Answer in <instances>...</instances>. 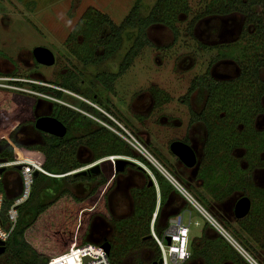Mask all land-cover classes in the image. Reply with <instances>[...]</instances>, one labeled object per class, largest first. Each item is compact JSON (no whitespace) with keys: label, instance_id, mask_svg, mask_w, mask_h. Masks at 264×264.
<instances>
[{"label":"trees","instance_id":"obj_1","mask_svg":"<svg viewBox=\"0 0 264 264\" xmlns=\"http://www.w3.org/2000/svg\"><path fill=\"white\" fill-rule=\"evenodd\" d=\"M142 7L143 0H134L130 10L116 24L107 13L88 6L64 40L65 49L76 61L83 65H96L108 60L120 48L122 35L129 33L128 29H134L131 44L117 70L99 72L95 76L109 91L113 90V82L127 71L141 50L152 46L147 35L149 26H165L175 40L179 36L180 17L191 11L188 0H153L146 14L140 17ZM231 13H238L244 18L238 38L210 47L217 50L216 59L232 58L237 65V73L228 79H214L206 69L191 78L181 98L187 104L194 91L205 92L202 108L197 112L190 110L189 118L190 124L200 122L206 130L198 177L216 201L223 200L234 190H241L250 199L248 213L235 220L237 228H231V232L243 250L255 260V249L247 239L264 248V186L256 185L252 179L254 169L264 168V128L256 126L257 117L264 114L261 102L264 80L258 75L259 68H264V0H204L203 6L187 22L186 30L191 36L199 20ZM105 27L108 28L107 32H104ZM199 46L201 49L208 47L202 43ZM60 79L55 82L56 85L82 94L75 72L69 70L60 75ZM7 83L16 86L27 84L13 80H7ZM30 88L39 92L49 89L37 84H30ZM147 89L154 108L171 100L170 94L157 85H149ZM53 91L57 96L62 93L57 89ZM35 98L36 95L29 92L0 86V158L30 159L49 173L64 175L54 177L38 173L34 177L32 193L20 208L17 225L6 240L0 264H38L25 259L26 253L40 259L39 264H44L67 252L74 242L76 245L87 243L91 220L95 216L103 217L112 226L105 239L109 244L107 256L111 264H125L126 256L142 248L152 251L150 260L145 262L134 257L133 264H151L158 260L160 253L157 244L153 238H146L150 233V220L155 207L154 187L144 184L131 189L132 212L125 217L115 218L108 210L106 193H101L111 175L110 161H104L101 172L96 175L85 177L73 172L84 164L77 155L80 144L87 146L92 153L89 161L113 154L146 160L135 155L133 148L116 133L81 112L62 105L54 109L56 117L69 127L86 129L85 134L67 138L43 132L44 143L41 145L18 144L14 134L21 125L33 122ZM81 107L92 109L116 126L97 109L87 104ZM92 124H96L97 128L89 130ZM241 161L245 163L244 167ZM148 165L158 182L161 201H164L173 186L152 164ZM84 180L88 181L86 185L96 181L85 195H76L69 186H64L52 199L40 200L44 194L53 195L58 184L71 185ZM197 196L203 202L204 198ZM7 204L3 207L2 216ZM29 206L32 208L29 209ZM25 210L26 214L23 215ZM223 224L228 226L229 223ZM206 226L203 225L199 236L190 240L188 260L201 257L204 264H251L219 234L207 235ZM154 229L157 236L162 237L163 228L155 224ZM241 232L248 238H244ZM186 261H182V264ZM258 264H264V260Z\"/></svg>","mask_w":264,"mask_h":264},{"label":"rangeland","instance_id":"obj_2","mask_svg":"<svg viewBox=\"0 0 264 264\" xmlns=\"http://www.w3.org/2000/svg\"><path fill=\"white\" fill-rule=\"evenodd\" d=\"M203 1L188 0L191 11L188 15L180 17L178 23L179 36L175 40L166 27L162 25L149 26L147 35L155 46L143 48L133 60L130 68L114 81V90L108 91L100 85L95 76L102 71H116L122 55L131 44L135 32L134 29H128L129 33L122 35L121 46L113 56L105 62L96 65H81L67 52L63 41L81 13L88 6L107 13L113 22L117 24L130 10L134 0H0V50L6 52L14 63L13 65L9 60L0 58V71L10 72L13 70L15 76L25 77L23 79L28 80V82L43 84L41 80L52 81L58 77L57 73H60V71L64 72L67 68L72 70L78 76L79 88L84 96L90 100L97 98L98 101L116 112L122 120H116L117 117L115 116V118L107 116L112 121L116 120L119 125L130 131L140 145L146 146L148 150H159L167 158V161L172 164L176 172L180 173L183 167L168 153L167 145L169 140L182 137L186 134L190 137L192 145L200 152V146L205 136L204 128L200 123L188 125L189 107L199 109L203 98L199 99L193 94L188 106L182 101L181 96L189 86L191 78L194 75L203 73L207 68L212 72L213 76L220 78L232 75L236 69L232 58L224 57L216 59L217 50L215 48L209 46L201 49L198 43L209 45L214 43H230L238 34L242 25V16L235 13L222 17H206L196 23L190 36L186 30V24L194 13L203 6ZM152 2L153 0H143L144 7L140 10V17L146 14ZM107 30L108 28L105 27L104 32H107ZM35 46H42L51 50L57 59V63H54L52 66L34 63L30 50ZM233 52L237 54V52ZM260 74L264 80V69ZM8 79L14 78L10 77ZM5 80L7 78L0 79V83L7 87L25 91L32 90L28 85L16 87L7 84ZM15 80L19 79L15 78ZM152 84L162 88L171 96L169 102L156 109L152 107V98L147 90L148 86ZM65 94L63 95V100L72 105L73 108H80L78 104L83 99ZM138 115L142 119H138ZM100 121L104 122L100 117L95 122L103 125ZM85 130L70 127L67 137L79 135ZM18 138L41 140L40 134L35 130L19 133ZM132 148L135 155L141 156L157 168L160 173H164L158 162H155L152 158H148L149 156L144 151H140L142 150L141 148H139L140 150L133 146ZM135 160L147 172L145 165L138 159L135 158ZM182 170H185L186 173H191V169L184 168ZM260 170L255 172L254 177L256 183L263 184L264 169ZM8 171H14V169L12 167L6 168V172ZM183 175L184 177L182 176V178L190 186V190L193 189L192 191L196 192V194H201L204 197L207 204L205 207L211 212L210 214L209 211L207 212L205 209H201L195 205L196 209L181 193V195L177 194L173 197L172 205H182L183 223L187 225L188 240L192 236H199L201 227L204 224H207L205 228L207 235L210 237L216 235L214 233V226L203 216L204 212L202 210H204L212 215V217H215V220L238 243L239 240L231 232V228H237L232 213L237 197L232 195L223 202L216 203L196 181L192 182L191 179H188V174L187 176L186 174ZM125 176L128 177V181L134 180L136 184L144 182L142 172L139 170H130ZM124 180L126 178L122 181ZM92 185L93 183L86 185L82 182L71 185L61 183L55 186L53 195L50 193L44 194L40 200L47 201L52 199L64 186H69L71 191L76 195H84ZM119 191L120 189L115 184L109 193L112 196L110 198V209L113 212L112 214L116 216L128 213L130 210L129 198L121 196V191ZM193 197L196 198L195 195ZM32 206L28 208L30 209ZM26 211L23 212V215L26 214ZM167 215V212H164L162 216L158 217L156 224L159 228H164ZM186 217H188V223L186 222ZM223 219L226 221L225 223H229L228 226L223 224ZM111 229L112 226L108 221L104 220L101 216H95L91 220L89 227L88 242L101 244L102 239L105 236H109ZM184 231L185 229L182 230V233ZM241 233L244 238H248L245 233ZM247 240L250 241V245L255 249V261L261 263L264 260V248L261 249L254 245L249 238ZM66 256L50 264H62L63 259L68 260L65 259ZM151 256L152 251L150 249L142 248L126 256L124 263L133 264L134 257L148 262ZM24 257L38 264L41 261L30 253H26ZM1 258L0 255V260ZM186 262L187 264H204L201 257L189 259ZM179 264H181V261ZM224 264L230 263L226 262Z\"/></svg>","mask_w":264,"mask_h":264},{"label":"flooded vegetation","instance_id":"obj_3","mask_svg":"<svg viewBox=\"0 0 264 264\" xmlns=\"http://www.w3.org/2000/svg\"><path fill=\"white\" fill-rule=\"evenodd\" d=\"M233 14V13H231ZM235 14H238V13H235ZM230 15V14H228ZM240 15V14H239ZM227 16V15H225ZM242 16V15H241ZM212 17V16H210ZM214 17H217V16H214ZM243 16H242V25H243ZM242 25H241V28L238 32V34L234 37V39L231 41L233 42L235 39L238 38L239 36V33L242 29ZM163 26V25H162ZM165 27V26H164ZM168 29V28H167ZM169 30V29H168ZM170 31V30H169ZM171 33V32H170ZM172 35V34H171ZM173 37V36H172ZM66 38V37H65ZM149 38V37H148ZM65 40V39H64ZM150 40V39H149ZM151 41V40H150ZM200 43V42H199ZM198 43V44H199ZM204 44V43H202ZM216 44V43H214ZM63 45H64V41H63ZM206 46H211L212 44H205ZM155 46L152 44V47ZM36 47V46H35ZM42 47V46H41ZM65 47V46H64ZM146 47H149V46H146ZM34 48V47H33ZM33 48L30 50L31 53H32V50ZM205 49V48H204ZM51 51V50H50ZM118 51V50H117ZM116 51V52H117ZM52 52V51H51ZM68 52V51H67ZM115 52V53H116ZM53 53V52H52ZM114 53V54H115ZM113 54V55H114ZM54 55V53H53ZM112 55V56H113ZM124 55V54H123ZM122 55V56H123ZM0 58L2 59H5V60H9L10 63H12L14 65V63L12 62L11 60V57L6 53V52H2L0 50ZM122 58V57H121ZM224 58V57H223ZM221 59V58H220ZM32 60L34 63H37V64H41V63H38L35 58H34V55L32 53ZM233 60V59H232ZM78 62V61H77ZM105 62V61H104ZM235 62V61H234ZM54 63H57V59L55 58L54 56ZM53 63V64H54ZM103 63V62H101ZM99 63V64H101ZM52 64V65H53ZM119 64V63H118ZM44 65V64H43ZM50 65V66H52ZM83 65V64H81ZM93 65V64H92ZM236 65V63H235ZM117 68H118V65H117ZM130 68V67H129ZM128 68V69H129ZM127 69V70H128ZM208 69V68H207ZM264 68H259L258 70V75L259 77L261 78V74L260 72L263 71ZM70 69H66L64 72H61L60 73H57V78L53 79L52 81H44V80H41L43 84H38L36 82H28V80H24L23 78L25 77H18V76H15V73L14 71H10V72H2L0 71V79H3V78H7V80H13V81H22V82H26L27 84H24L23 86L25 85H28L30 87V84H37V85H43V86H46V87H49V89L45 90V91H42V92H39V91H36V93H42V94H46L45 96L47 97H40V96H37L36 94L32 93V92H35V90H27L26 92H29L31 94H34L36 95V98L34 100V108L32 110V115H33V122L32 123H27V124H23L21 125L17 131L15 132L14 134V140L22 145V146H37V145H41L44 143V137H43V131L37 129L35 127V120L39 117H44V116H52V117H56V115L54 114V109L58 107V105H62V106H66V107H69L71 108L72 105H70L69 103H67L65 100H63V95L64 93H66L65 95H70V96H74V97H79L81 99H83L82 101L79 102V106L80 108H73L74 110L76 111H79L81 112L82 114L88 116L89 118H91L93 121H98V118H102L101 116H99L95 111H93L92 109H84L81 107V105L83 106L84 104H87L95 109H97L98 111H100L102 114H104L108 119H110L109 117H117L116 120L118 119H121L117 114L116 112L112 111L107 105H104V103H101L100 101H98L97 98H92L91 100L89 98H87L86 96L80 94V93H76L74 91H71L69 89H65L63 87H60L58 85L55 84L56 81H60V75L64 74L65 72L69 71ZM117 70V69H116ZM206 70V69H205ZM209 70V69H208ZM238 71V68H237V65H236V69H235V72L230 75V76H225L223 78H220V77H216V76H213L212 72L209 71L210 75L214 78V79H228V78H231L232 76H234ZM104 72V71H102ZM106 72V71H105ZM115 72V71H113ZM123 75V74H122ZM121 75V76H122ZM198 75V74H197ZM119 76V77H121ZM14 78V79H8V78ZM118 77V78H119ZM15 78L19 79V80H15ZM27 78V77H26ZM117 78V79H118ZM262 79V78H261ZM7 80L6 83H7ZM39 80V79H37ZM263 80V79H262ZM1 82V81H0ZM114 83V82H113ZM190 83V82H189ZM8 84V83H7ZM11 85V84H10ZM13 85V84H12ZM101 85V84H100ZM155 85V84H154ZM0 86L2 87H7L5 85H2L0 83ZM13 86H16V85H13ZM23 86H16V87H23ZM103 86V85H102ZM10 88V87H8ZM104 88V86H103ZM188 88V87H187ZM13 89V88H12ZM16 89V88H14ZM53 89H57V90H61V94L59 96H57ZM106 89V88H105ZM20 90V89H18ZM114 90V89H113ZM111 90V91H113ZM148 90V89H147ZM22 91H25V90H22ZM32 91V92H31ZM109 91V90H108ZM150 93V92H149ZM195 94V96L197 98H203V102H202V105L199 109H194L192 107H189V118H190V110L192 111H199L202 106H203V103H204V98H205V92L204 91H199V90H196L194 91L190 97H189V100H188V103L186 105H190V98L192 97V95ZM151 95V94H150ZM152 98V96H151ZM182 99V98H181ZM183 100V99H182ZM262 105L264 106V96L262 97ZM165 104V103H164ZM162 106V105H161ZM160 106V107H161ZM152 107H153V99H152ZM154 108V107H153ZM156 108H159V107H156ZM154 108V109H156ZM92 113V114H91ZM109 115V117L107 116ZM95 116V117H94ZM98 116V117H97ZM115 116V117H114ZM139 116V115H138ZM58 119V118H57ZM104 120L103 121H100L101 123H103L102 126H105L106 128H108L109 130H111L112 132L116 133L118 135V132L119 133H129L132 135V133L130 131H128L126 128L122 127L121 125H119V123L114 120L111 121L117 126H113L111 125L110 123H108V121L104 118H102ZM138 119H142L141 116H139ZM59 120V119H58ZM122 120V119H121ZM63 123V122H62ZM197 123H200V122H194V123H189V119H188V125H192V124H197ZM64 124V123H63ZM203 128H204V131H205V136H204V139L202 140V143H201V146H200V152L197 151V149L192 145V141L190 140V137L187 136L186 134L183 135L182 137H179V138H173L171 140H169L168 142V145H167V148H168V153L170 154V156H172L177 162H179V164L183 167L182 169H191V173H186L185 170H182L179 172H176V170L172 167V164L170 162L167 161V158L158 150H148L146 146H142V148L144 149V151L146 152V154L149 156L148 158H152L155 162L157 161L159 166L163 169L164 173L161 172V174L166 178V180L173 186L172 189H170V191L168 192L167 194V197L164 201H161V196H160V188H159V185H158V182L156 180V177L154 175V172L151 170L150 166L148 165V161H141L139 160L140 162H142L144 165H145V168H146V171L140 166L138 165L135 160V157H131V156H127V155H122V154H113V155H118V156H122L121 158H116V159H130V160H133V164H126L124 165V168L123 170L121 171H115V167H114V161L116 159H114L113 161L109 160L108 156H112V155H108V156H104L102 158H99V159H96V160H93V161H89L92 157V153L90 152L89 148L87 146H85L84 144H80L79 147H78V152H77V155L79 157V160L81 162H84V164L79 167L78 169L74 170V171H79V170H85L86 173L83 175L85 177H88V176H91V175H96V174H99L101 172V168H102V165L104 163V161L106 160H109L111 165H112V171H111V175L107 178V181H106V184L103 186V189H102V192L104 191V193H106V204H107V207H108V210L109 212L112 214V210L110 209V198H112V196L109 194L110 191L113 189L114 185L116 184L117 188L120 189L121 193L120 195L123 196V197H127L129 198L130 200V210L128 213H125V214H120L118 216L116 215H113L115 218H121V217H125L127 215H129L132 210H133V201H132V197H131V194H130V190L133 189V188H138V187H141L143 186L144 184H146L147 186H153L154 189H155V193H156V199H155V207H154V211L152 213V216H151V220H150V228H149V231L150 233L147 235L146 238H152V234H151V230L153 229V231L155 232V229H154V225L156 224L157 220H158V217L162 216L164 214V212H167V219H166V223L164 224V228H163V234L165 232H168L170 234L172 233H175L177 231V223L179 222V225L181 226H184L185 230H187V225L186 223H183V214H182V205L179 206L178 205H172V199L173 197H175V195L177 194H180V192L178 193V190L174 187V184H177L181 189H183L196 203H198L202 209H205L207 212L209 211L205 206L207 205L205 202L206 200H203V203L202 201L199 200L198 196H202L201 194H196V192L190 190V186H188L187 182H185L182 178V176L184 177L183 174H188V179H191L192 182H197L206 192L207 190L203 187L202 185V179L198 177V174H199V170L201 169L202 167V164H201V158H202V153H203V143H204V140H205V137H206V130H205V127L202 123H200ZM66 126V133H65V137H67V134L69 133L70 131V127L69 125L67 124H64ZM256 126L258 128H264V114H260L257 119H256ZM95 129L97 128V125L96 124H92L89 128L90 129ZM119 128V129H117ZM27 129L28 132H30V130H35L36 132H38L41 136V140H37V139H27V138H22V139H19L18 138V135L19 133H27ZM82 130V129H81ZM87 132V130H85L84 132L80 133L81 134H85ZM52 135V134H51ZM55 136V135H53ZM75 136V135H73ZM119 136V135H118ZM133 136V135H132ZM58 137V136H56ZM63 137V136H62ZM134 137V136H133ZM68 138V137H67ZM122 138V137H121ZM135 138V137H134ZM123 139V138H122ZM124 140V139H123ZM128 145H130L126 140H124ZM174 141H179V142H182L188 146H190V148L192 149L193 153H194V157H195V163L193 165H187L186 162L182 161L179 156H177L176 154H174L171 149H170V144ZM140 144V143H139ZM131 146V145H130ZM132 147V146H131ZM86 155V156H84ZM137 159V158H136ZM188 160V159H187ZM163 163V165H162ZM170 163V164H169ZM240 164L242 165V167L245 166V163L243 161L240 162ZM97 165L98 166V171L97 172H92L90 171V168H92L93 166ZM166 167H165V166ZM157 169V168H156ZM263 170L264 168H257V169H254L253 172H252V179H253V182L256 184V185H259V186H264V183L263 184H259V183H256L255 181V172L258 171V170ZM130 170H139L142 172V177L144 178V182L142 184H136L134 180L132 181H128V177H126L125 175L130 171ZM260 170V171H261ZM73 171V172H74ZM167 175H166V174ZM181 177V178H180ZM124 178H126V180L122 181ZM122 179V180H121ZM149 180L152 181V183L150 184L149 183ZM186 180V179H185ZM122 181V182H120ZM183 181V182H182ZM187 184H185V183ZM82 183L86 184L88 183V181L84 180ZM90 183H93V185L96 184V181H92ZM120 183V184H119ZM20 184H21V180H20V177L18 176V173H17V170L14 169V171H4L3 172V187L5 188V190L7 191V194L10 196V195H15L19 192L20 190ZM92 185V186H93ZM91 186V187H92ZM90 189V188H89ZM119 191V192H120ZM88 192V191H87ZM86 192V193H87ZM85 193V194H86ZM208 193V192H207ZM84 194V195H85ZM126 194V195H125ZM194 194L196 198H194L192 195ZM210 195V193H208ZM101 195V194H100ZM110 195V196H109ZM181 195V194H180ZM232 195H235L237 197V199L235 200V203L233 205V218H234V223H235V220L236 219H239V218H236L235 215H234V206L235 204L237 203V201L241 198V197H247L245 194H243V192L241 190H234L230 195H228L227 197H225L223 200L221 201H216L212 195H210V197L216 202V203H220V202H223L225 199H227L228 197L232 196ZM182 197V196H181ZM203 197V196H202ZM183 198V197H182ZM204 198V197H203ZM248 198V197H247ZM175 199V198H174ZM249 199V198H248ZM185 200V199H184ZM186 201V200H185ZM182 203V202H180ZM202 203V204H201ZM249 203H250V206H251V201L249 199ZM250 206H249V209H250ZM248 209V211H249ZM247 211V213H248ZM115 213V212H114ZM209 213L211 214V212L209 211ZM246 213V214H247ZM155 214V218L153 219V215ZM245 214V215H246ZM243 215V216H245ZM212 216V215H211ZM242 216V217H243ZM215 219V217H213ZM241 218V217H240ZM186 222L188 223V217H186ZM223 223H225L226 221L223 219L222 220ZM221 225V224H220ZM222 226V225H221ZM207 227V226H206ZM223 227V226H222ZM202 228L203 226L201 227V230H200V234L202 233ZM224 228V227H223ZM162 229V228H161ZM227 231V230H226ZM228 232V231H227ZM156 233V232H155ZM184 233V232H183ZM206 233H207V230H206ZM214 233L217 235L219 234L221 237H223L220 233H218L216 230L214 231ZM162 234V236H163ZM199 234V235H200ZM150 236V237H149ZM194 236H192L191 238H189L188 240V233H187V240H188V249H189V244H190V240L193 238ZM224 238V237H223ZM106 239V236L102 239V241H105ZM225 239V238H224ZM226 240V239H225ZM227 241V240H226ZM228 242V241H227ZM6 243V241H5ZM229 243V242H228ZM4 250H5V247H4ZM185 250V249H184ZM4 252V251H3ZM1 252L0 255L3 253ZM186 258L187 261H188V257L190 256V251L188 250L186 252ZM184 259V260H185ZM183 260V261H184ZM157 261V260H156ZM181 264H182V261H181ZM187 264V262L185 263Z\"/></svg>","mask_w":264,"mask_h":264},{"label":"built area","instance_id":"obj_4","mask_svg":"<svg viewBox=\"0 0 264 264\" xmlns=\"http://www.w3.org/2000/svg\"><path fill=\"white\" fill-rule=\"evenodd\" d=\"M14 89V88H13ZM37 96H43L47 97L45 95H42L40 93H36ZM118 135L122 137L124 140H126L131 146L139 149L141 152L144 151L142 146L139 144V142L129 133H119ZM145 152V151H144ZM146 153V152H145ZM121 158L122 156L118 155H112L108 156L109 160L113 161L116 158ZM15 165H20L19 169L17 170L18 176L20 177L21 184H20V190L15 195H7V191L3 187V173H0V240L6 241L11 233L13 232L14 228L17 225V221L19 218V212L21 206L29 199L31 193H32V186H33V180H34V172L38 171V173H42L48 176H62L64 174H52L47 172L45 169H43L38 163H36L33 160L30 159H14V160H5L4 162H0V168L3 167L4 171H6V168L12 167L13 169ZM174 184V187L190 202L197 207L201 206L196 203L183 189H181L177 184ZM7 204V207L5 208L4 216H2V210L5 205ZM196 208V207H195ZM197 209V208H196ZM199 209V208H198ZM202 209V208H201ZM200 209V210H201ZM204 212V215L206 219L211 223L215 230L220 233L236 250H238L248 261H250L251 264H258L252 257H250L243 248L234 241V239L230 236V234L206 211L202 210ZM155 218V214L153 215V219ZM177 231L175 233H168L165 232L162 237H158L157 234L151 230L152 238L157 244V247L159 249L160 253V264H179L180 261H183L186 258V252H182V250H179V253L177 252L178 246L176 245L178 242L179 237L181 236L182 230L185 228L184 226L179 225V222L177 223ZM165 236H170L171 243L169 245L166 244ZM177 239V240H176ZM102 244V243H101ZM101 244H92L90 242H87L85 244L76 245L75 242L72 243V245L69 247L68 251L65 252L62 255H59L57 257H54L50 260H48L45 264H50L51 262L63 258L68 259L67 261L63 259L62 264H111L107 253L105 252L104 248L101 246ZM250 257V260L248 257ZM174 258L178 259L175 260Z\"/></svg>","mask_w":264,"mask_h":264},{"label":"water","instance_id":"obj_5","mask_svg":"<svg viewBox=\"0 0 264 264\" xmlns=\"http://www.w3.org/2000/svg\"><path fill=\"white\" fill-rule=\"evenodd\" d=\"M32 53L34 55L35 60L38 63L44 64L47 66H50L54 63V55L48 48L36 46L33 48ZM34 124L37 129L43 132L58 136V137H62L66 133V126L60 120L52 116L39 117L35 120ZM170 149L174 154L179 156V158L182 161L186 162L187 165H193L195 163L194 153L192 149L190 148V146L182 142H179V141H174L170 144ZM5 160H6L5 158H0V162H4ZM133 162L134 161L130 159H116L114 161L115 171H121L123 170L124 165L133 164ZM14 168L19 169L20 165H15ZM90 171L97 172L98 166L97 165L93 166L92 168H90ZM3 172H4V168L1 167L0 173H3ZM74 173L84 175L86 171L79 170V171H74ZM37 174H38V171H35L33 174L34 177ZM149 183L151 184L152 181L149 180ZM249 206H250L249 199L247 197H241L234 206L235 217L240 218L243 215H245L249 209ZM165 241H166V244L169 245L171 243L170 236H165ZM101 246L104 248L105 252L108 253L109 244L106 241H104L101 244ZM4 247H5V242L0 240V253L4 251ZM160 263H161V259L159 258L157 261L152 262L151 264H160Z\"/></svg>","mask_w":264,"mask_h":264},{"label":"clouds","instance_id":"obj_6","mask_svg":"<svg viewBox=\"0 0 264 264\" xmlns=\"http://www.w3.org/2000/svg\"><path fill=\"white\" fill-rule=\"evenodd\" d=\"M183 240V244L179 245V243ZM179 245L178 249H180L182 246L185 248V251L187 252V230L184 231V233H181V236L179 237V241L177 242V246ZM186 245V247H185ZM247 260V259H246ZM249 262V261H248Z\"/></svg>","mask_w":264,"mask_h":264},{"label":"bare ground","instance_id":"obj_7","mask_svg":"<svg viewBox=\"0 0 264 264\" xmlns=\"http://www.w3.org/2000/svg\"><path fill=\"white\" fill-rule=\"evenodd\" d=\"M176 240H177V239H176ZM178 241H179V239H178ZM181 242H182V241H181ZM181 242L179 243V245H181ZM179 245H178V247H179ZM179 250H180V249L177 250L178 253H179ZM181 250H182V251H185V250L182 249V247H181ZM249 258H250V257H249Z\"/></svg>","mask_w":264,"mask_h":264},{"label":"crops","instance_id":"obj_8","mask_svg":"<svg viewBox=\"0 0 264 264\" xmlns=\"http://www.w3.org/2000/svg\"><path fill=\"white\" fill-rule=\"evenodd\" d=\"M182 242H183V241H182ZM182 242H181V243H182ZM182 249L184 250L185 248L182 246ZM180 251H181V248H180Z\"/></svg>","mask_w":264,"mask_h":264}]
</instances>
